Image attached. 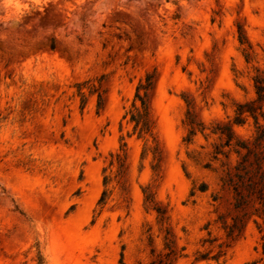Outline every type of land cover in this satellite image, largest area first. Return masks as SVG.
Listing matches in <instances>:
<instances>
[{"label":"rangeland","instance_id":"374dc122","mask_svg":"<svg viewBox=\"0 0 264 264\" xmlns=\"http://www.w3.org/2000/svg\"><path fill=\"white\" fill-rule=\"evenodd\" d=\"M256 67L264 0H0V264H151L166 236L172 264L257 260L252 224L210 260L227 242L214 223L217 176L203 168L213 139L186 144L182 123V97L206 125L232 116ZM148 73L153 138L141 139L124 114Z\"/></svg>","mask_w":264,"mask_h":264},{"label":"trees","instance_id":"16d2710c","mask_svg":"<svg viewBox=\"0 0 264 264\" xmlns=\"http://www.w3.org/2000/svg\"><path fill=\"white\" fill-rule=\"evenodd\" d=\"M238 43L246 63L253 60L251 45L244 32L238 26ZM53 49V45H51ZM252 97L242 102L234 103L232 116L225 120L212 121L208 125L196 119L192 111L193 105L190 100L183 99L186 111L183 118V125L186 134L183 142L193 143L194 138L199 134L205 141L212 138L210 160L203 168L211 171L217 176L216 190L212 193V202L224 208L223 213H217L214 220L223 232L227 241L217 245V254L210 257L215 263L225 255L222 247L241 238L249 224H252L255 231L264 241V70L258 67L253 68L250 77ZM85 83L77 84V94L81 98V105L84 104V94L81 91ZM153 86L152 74H146L143 81H140L135 88L134 98L124 118L129 116V123L132 124V133L138 138H153L152 121L149 110V92ZM92 92V91H91ZM100 99V95H98ZM138 102V104H137ZM248 126L249 135H240L236 128ZM124 146V145H123ZM150 150V149H145ZM153 160H156L155 148L151 149ZM117 155V159H124ZM215 165V166H213ZM156 164L152 166L155 170ZM107 179L104 178L105 186ZM208 190L206 183L198 187L192 186L189 196L195 192L204 193ZM144 202L147 208L156 212L158 221L163 222L165 212L154 201L152 194L143 190ZM106 200V190L99 198L98 204L102 207ZM209 225V224H208ZM172 241L166 236L164 248L168 250L165 254H157L151 264H172L176 256ZM206 255H200V259H207ZM38 264L42 259L38 257ZM251 264H264V242L261 256Z\"/></svg>","mask_w":264,"mask_h":264}]
</instances>
